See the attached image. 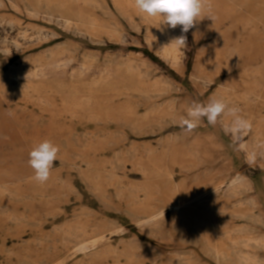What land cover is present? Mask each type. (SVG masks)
<instances>
[{"label":"rangeland","instance_id":"1","mask_svg":"<svg viewBox=\"0 0 264 264\" xmlns=\"http://www.w3.org/2000/svg\"><path fill=\"white\" fill-rule=\"evenodd\" d=\"M212 15L178 46L134 0H0V264H264V0ZM212 96L250 127L183 130Z\"/></svg>","mask_w":264,"mask_h":264},{"label":"clouds","instance_id":"2","mask_svg":"<svg viewBox=\"0 0 264 264\" xmlns=\"http://www.w3.org/2000/svg\"><path fill=\"white\" fill-rule=\"evenodd\" d=\"M134 7L141 18H158L161 31L164 27L175 29L179 26L182 34L171 41L178 46H187L184 34L196 28L203 18L213 21V0H134ZM225 116L232 118L231 123L225 126L226 131L237 132L250 127V122L240 115L238 107H229L224 98L215 96L209 97L206 103L192 101L187 115L180 117L178 125L191 132L205 119L208 124L215 125ZM58 153L59 146L51 140H43L32 147L27 162L33 171L34 181L45 184L50 179Z\"/></svg>","mask_w":264,"mask_h":264},{"label":"bare ground","instance_id":"3","mask_svg":"<svg viewBox=\"0 0 264 264\" xmlns=\"http://www.w3.org/2000/svg\"><path fill=\"white\" fill-rule=\"evenodd\" d=\"M74 238H77V235L74 234Z\"/></svg>","mask_w":264,"mask_h":264}]
</instances>
